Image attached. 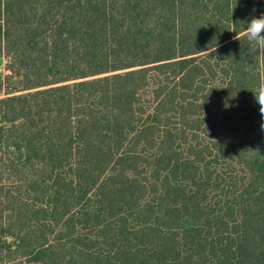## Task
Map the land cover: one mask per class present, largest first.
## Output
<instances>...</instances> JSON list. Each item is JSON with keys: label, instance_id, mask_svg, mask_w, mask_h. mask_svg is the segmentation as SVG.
Here are the masks:
<instances>
[{"label": "trees", "instance_id": "1", "mask_svg": "<svg viewBox=\"0 0 264 264\" xmlns=\"http://www.w3.org/2000/svg\"><path fill=\"white\" fill-rule=\"evenodd\" d=\"M261 15L0 0V264H264Z\"/></svg>", "mask_w": 264, "mask_h": 264}, {"label": "clouds", "instance_id": "2", "mask_svg": "<svg viewBox=\"0 0 264 264\" xmlns=\"http://www.w3.org/2000/svg\"><path fill=\"white\" fill-rule=\"evenodd\" d=\"M245 37L250 43L255 44L259 50H264V15L259 17L254 16L247 22ZM234 39L241 40L238 34ZM253 92L259 105V111L262 117H264V81Z\"/></svg>", "mask_w": 264, "mask_h": 264}, {"label": "rangeland", "instance_id": "3", "mask_svg": "<svg viewBox=\"0 0 264 264\" xmlns=\"http://www.w3.org/2000/svg\"><path fill=\"white\" fill-rule=\"evenodd\" d=\"M7 69H6V60L2 59L0 61V76H4L7 73Z\"/></svg>", "mask_w": 264, "mask_h": 264}]
</instances>
